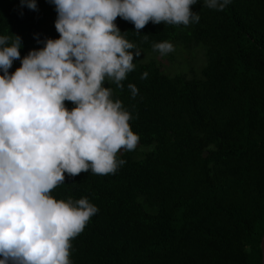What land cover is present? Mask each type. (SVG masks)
I'll return each mask as SVG.
<instances>
[{
  "label": "trees",
  "instance_id": "obj_1",
  "mask_svg": "<svg viewBox=\"0 0 264 264\" xmlns=\"http://www.w3.org/2000/svg\"><path fill=\"white\" fill-rule=\"evenodd\" d=\"M36 3L0 0V35L21 37V58L59 36L54 5ZM192 11L198 23H148L140 33L115 21L141 54L123 90L104 86L132 114L138 146L153 148L118 154L126 163L114 174H65L50 193L98 208L71 241V264H263L264 0H231L223 11L198 0ZM162 41L203 46L200 77L165 73L153 50Z\"/></svg>",
  "mask_w": 264,
  "mask_h": 264
},
{
  "label": "clouds",
  "instance_id": "obj_2",
  "mask_svg": "<svg viewBox=\"0 0 264 264\" xmlns=\"http://www.w3.org/2000/svg\"><path fill=\"white\" fill-rule=\"evenodd\" d=\"M47 2L55 8L57 39L46 38L21 58V37L0 35V264H71V241L98 208L86 197L74 202L50 193L65 174H114L126 163L118 153L139 143L132 114L104 86L123 90L141 54L116 19L132 23L136 33L148 23L188 26L200 19L192 11L198 0ZM203 3L223 11L231 0ZM20 4L37 10L36 0ZM153 50L165 56L174 46L162 41ZM16 60L20 66L9 73ZM127 87L134 99L138 89Z\"/></svg>",
  "mask_w": 264,
  "mask_h": 264
},
{
  "label": "rangeland",
  "instance_id": "obj_3",
  "mask_svg": "<svg viewBox=\"0 0 264 264\" xmlns=\"http://www.w3.org/2000/svg\"><path fill=\"white\" fill-rule=\"evenodd\" d=\"M154 56H156V59H159V62L162 64L161 68L165 73L172 75L175 72H183L185 74H182L186 75L187 78L194 76L200 77V70L206 61L205 48L201 45L191 46L190 48L174 45L173 52L165 56ZM147 58L148 57H145L143 59L146 60ZM134 59L136 60V58ZM139 146L137 145V150L143 153H146L153 148V145ZM124 152L125 151H121L118 154ZM137 159L139 160L140 158Z\"/></svg>",
  "mask_w": 264,
  "mask_h": 264
},
{
  "label": "water",
  "instance_id": "obj_4",
  "mask_svg": "<svg viewBox=\"0 0 264 264\" xmlns=\"http://www.w3.org/2000/svg\"><path fill=\"white\" fill-rule=\"evenodd\" d=\"M260 249H261V252H262V261H263V264H264V236H263V238L261 240Z\"/></svg>",
  "mask_w": 264,
  "mask_h": 264
}]
</instances>
